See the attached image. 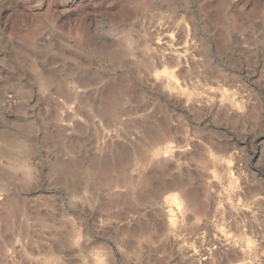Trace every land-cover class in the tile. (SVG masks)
<instances>
[{
  "label": "rangeland",
  "instance_id": "374dc122",
  "mask_svg": "<svg viewBox=\"0 0 264 264\" xmlns=\"http://www.w3.org/2000/svg\"><path fill=\"white\" fill-rule=\"evenodd\" d=\"M0 264H264V0H0Z\"/></svg>",
  "mask_w": 264,
  "mask_h": 264
},
{
  "label": "bare ground",
  "instance_id": "6f19581e",
  "mask_svg": "<svg viewBox=\"0 0 264 264\" xmlns=\"http://www.w3.org/2000/svg\"><path fill=\"white\" fill-rule=\"evenodd\" d=\"M19 149V148H18ZM12 163V162H11ZM18 164V163H17ZM20 165V164H19ZM172 187V186H171ZM168 188V187H167ZM170 188V187H169Z\"/></svg>",
  "mask_w": 264,
  "mask_h": 264
}]
</instances>
